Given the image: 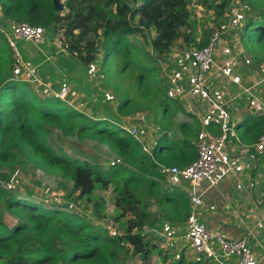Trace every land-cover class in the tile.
<instances>
[{
  "label": "trees",
  "instance_id": "trees-1",
  "mask_svg": "<svg viewBox=\"0 0 264 264\" xmlns=\"http://www.w3.org/2000/svg\"><path fill=\"white\" fill-rule=\"evenodd\" d=\"M59 1L63 5L60 12L54 9L52 0H0V181H8L17 166L24 165L70 184L68 197L73 202L93 203L96 209L103 202H96L94 192L111 188L113 220L126 219L125 230L111 236L105 228L84 217L57 206L22 200L15 192H4L0 184V208L16 220L10 227L0 218V264H118L120 255L129 249L133 256L147 262L158 246L145 230L159 228L153 225L149 204L137 187L144 181L154 187L157 182L153 178L165 179L157 171L158 165L182 169L195 161L197 148L188 138L190 133L201 131L180 124L182 138L168 136L166 131L175 127L173 119L182 109L169 96L165 85L157 86L162 82L157 77L172 49L203 48L212 29L202 24L199 36L196 20L191 19L188 9L191 0ZM236 1L244 9V0H195L213 14L216 22ZM247 3L249 16L244 15L237 34L242 42L247 39L264 50V0ZM21 23L60 33L66 54V59L61 56L60 61L74 69L82 67L87 73L96 64L101 74L114 67L111 74L122 76L133 68L134 83L123 90L116 116H87L72 108L68 98L61 101L41 94L28 83L14 79L12 42L8 36L12 26ZM220 24L213 27L219 28ZM151 30L155 36L150 40L146 35ZM136 35L142 37L143 44L133 40ZM258 63L251 56V64L258 67ZM150 77L153 79L149 81ZM110 81L106 78L107 84ZM132 94L138 99L134 100ZM141 107L159 117L165 131L151 154L122 128L118 119H132ZM243 123L257 129L259 136L264 116L250 117ZM52 128L81 142L90 140L106 145L123 159L122 164L104 169L99 163L67 155L51 142ZM27 195L31 197L30 193ZM179 195V202L187 201L185 195ZM163 197L174 201L173 194L165 193ZM158 254L162 264L209 262L204 256H189L184 251L173 260V256L170 258L161 250Z\"/></svg>",
  "mask_w": 264,
  "mask_h": 264
},
{
  "label": "rangeland",
  "instance_id": "rangeland-1",
  "mask_svg": "<svg viewBox=\"0 0 264 264\" xmlns=\"http://www.w3.org/2000/svg\"><path fill=\"white\" fill-rule=\"evenodd\" d=\"M243 2L245 3H243V6H245L243 12L246 18L249 16L246 10H248L250 7L247 3V0H244ZM188 9L192 14L191 19L196 20L197 32L199 36L201 34L202 24L207 25V28H212V26H217L216 24L221 23L220 25H222L224 23L223 16L218 22H216V20H214L213 14H211V12L205 7L197 5L195 0L190 1ZM12 29L13 26L11 30ZM182 31H184V29H182ZM154 36L155 33L153 30L149 31V33L146 35V37H148L150 40L153 39ZM231 36L229 37L231 38ZM234 36L238 37V42L232 40L230 43L231 49L234 51L245 49L253 57L254 61H258V64H264V50L260 45H253V43L247 39L246 41L242 42L238 35ZM44 38L46 41L39 47H34L29 42L25 41H15L14 45L21 54H23L24 51H27L26 54L28 56H36L35 53H40V51L48 52L50 56L49 62H47V64L44 66H39L40 72L37 70V73L41 81L46 84L48 88L54 90V87L52 86H56V81L60 78L59 71L56 69L57 67L55 65L57 59L60 58V54L57 52L59 49L63 48V45L61 38L58 37L57 34H53L51 30H45ZM133 40L136 43H144L140 35H136ZM227 47L229 48V46ZM188 49L189 48L172 49V56L170 57L172 63L177 65L185 64L184 68H187L185 60ZM29 51H32V53H28ZM101 57L102 54L98 55V60H101ZM163 63L161 66V73H159L157 77V80L159 78L162 80L161 83L157 84L159 87H163L164 85L167 87V85L164 84V81L166 80L163 79ZM253 67L255 68V66L251 64V67L249 68L251 75H254V79L251 80L250 83L253 81H260V79H262V76L260 74H256V68L254 69ZM90 70V88H88V90L90 89L89 92L87 93L86 91L76 88L78 84H81L78 81L79 77L77 75L78 80L74 81V89L72 90L71 87H69L67 91V98L69 99V95L72 96V98L69 99L70 103L68 104L75 110L83 112L90 117L104 116L106 113H109L112 117H115L120 101L119 98L121 97L123 90L127 89L130 83H134L133 74L135 70L133 68H129V71H126L122 76L111 74V72L114 70V67L103 70L101 74L99 65L93 64L90 67ZM46 73L49 75V78H46ZM65 73L69 75L71 72ZM61 75L63 76V74ZM130 76H132V79ZM106 78H110V84H107ZM152 79L153 77H150L148 80L150 81ZM59 81L62 82L63 79L60 78ZM31 88L39 91L37 88ZM168 90L170 91L169 88ZM253 95L259 98L263 104L262 106H259V108L264 109V83L260 86V88H258V90H256ZM132 97L134 100L138 99L137 95L132 94ZM138 109L139 111L134 114L132 119L119 116L118 118L120 119V125L128 133L133 128H135L136 139L150 138V134H153L151 136L152 140L157 141L162 136L163 132H165L163 129H161V120L157 116L150 115L151 112L149 108L143 109L141 107ZM250 109L255 111V104H253ZM144 125L150 127V130H143L141 127ZM199 132L189 134L188 139L195 146ZM179 134L182 136L181 133ZM154 137H156V139ZM50 140L56 148L61 149L67 155L79 160H87L92 163H99L104 169L111 167L110 163L114 158H121L110 151V149L102 143L90 140L81 142L74 136H63L61 132L53 128L50 129ZM224 151L226 154V148ZM3 172L7 171L4 170ZM157 180L159 181V184L156 183L157 186L154 187L149 186V184L144 181L139 185V187H137V191L142 195L144 200L148 202V210L154 220L153 225L159 228L158 230H153L154 227L146 228L152 236V243L155 244V246H158V248L153 252V254H151L147 262H143L139 257L133 256L129 249L128 253L120 255L118 264H162L161 258L158 254L159 250H161L163 254L167 253L170 258L173 256L171 260L176 258L181 251H184L186 255L196 256L191 252L184 240L186 218L187 215L191 213V209H189L187 201L184 203L179 202V205H177L174 201L169 202L166 200L163 197L165 195V189L161 186L166 178L164 180ZM0 184L4 192H15L22 200H32L46 206H57L69 213L84 217L92 224L100 225L105 228L111 236H114L115 234L121 235L125 230L124 222L126 219H122L119 222H115L113 220V217L115 216V210L113 207V194L111 188L108 190L97 189L94 192L96 202L100 201L99 199H101L103 202V206L102 203L98 202L101 205L96 209L93 203L87 204L83 200L73 202L72 198L68 197L70 184L65 185L59 178L45 175L40 171H36L24 165H18L16 171L11 174L10 179L8 181H0ZM176 192L179 191L176 190ZM28 193L31 194V197L27 195ZM185 199L187 200L186 197ZM96 210H98V214L96 213ZM0 218L10 227L16 223L15 218L10 216L2 208H0Z\"/></svg>",
  "mask_w": 264,
  "mask_h": 264
},
{
  "label": "crops",
  "instance_id": "crops-1",
  "mask_svg": "<svg viewBox=\"0 0 264 264\" xmlns=\"http://www.w3.org/2000/svg\"><path fill=\"white\" fill-rule=\"evenodd\" d=\"M57 36L62 38L60 33ZM229 36L231 35L226 36L224 41L227 51L218 54L217 64L231 61L233 55H235L230 44L233 37L231 36V39ZM45 41L46 39L44 38ZM171 52L163 63V79L166 80L164 84L170 89L169 94L171 96H169L178 102L182 110L173 119L175 127H171L172 129L166 131L168 136L175 134L182 138L179 134L178 126L180 124H188L191 127L200 128L199 130H205L210 136L215 137L220 134L219 124L217 123L219 118L218 109L230 113L232 132L226 144V156L231 166V172L226 179H223L214 188L209 189L204 182L193 188L202 201L201 205L196 208L198 219L211 231L224 234L228 238L238 239L247 236L250 250L258 264H264V152L259 154L254 150V144L259 137L257 129L250 128L243 123L250 117L264 116V109L259 108V106L255 105V111L250 109L253 106V102L245 93V91H249L253 95L263 84H260L259 81L250 83L254 79V75H251L249 70L251 63L246 66L232 67L230 78H222L220 80L219 76L218 79L220 81H215L214 78L210 80L207 89L209 96L208 98H203L197 93L190 92L194 78V68L188 63L187 59L185 60L187 68H184L185 64H173L170 58L172 56ZM242 52L244 57L251 58L244 50ZM26 53L27 51H24L22 54L25 62L35 66L38 72H40L39 66H44L50 60L47 51L35 53L36 56H28ZM28 53H32V51ZM57 53L60 54L59 57L63 56V59H66L63 48L59 49ZM240 60L241 58H239ZM55 65L63 81L60 82L59 78L56 81V86H52L54 90L62 86H66L68 89L71 87L73 90L75 87L74 81L78 80V75V81L81 84H78L76 88L89 92L90 69L87 73H84L82 67L74 69L66 63H61L60 58L57 59ZM65 72L71 73L67 75ZM45 76L49 78L47 73ZM71 98L72 96L69 95V99ZM141 128L150 130L147 125ZM152 135L150 134V138L137 139L145 146L149 154H151L153 147L158 141L152 140ZM154 138L156 139V137ZM168 170V168L161 165L157 166V171L166 178L161 185L165 189L164 192L173 194L174 202L177 205H179L181 200L179 194L185 195L189 209H191L187 194L192 189V186L181 176L170 175ZM153 179L158 184L159 181L157 179L164 180L161 177ZM176 190L179 192H176ZM204 259L207 258L204 256ZM208 260L209 262L205 264H220L213 260ZM222 263H224L223 260Z\"/></svg>",
  "mask_w": 264,
  "mask_h": 264
},
{
  "label": "built area",
  "instance_id": "built-area-1",
  "mask_svg": "<svg viewBox=\"0 0 264 264\" xmlns=\"http://www.w3.org/2000/svg\"><path fill=\"white\" fill-rule=\"evenodd\" d=\"M243 15V7L236 1L223 15L224 23L219 28L212 26L208 44L200 49L191 47L187 50L186 59L194 68V78L190 92L197 93L203 98H208L207 89L212 78L215 81H220L222 78L228 79L231 77L232 67L246 66L251 63V58L244 57L241 49L234 51L235 55H233L231 61L221 62L220 64L216 62L218 54L227 51L224 44L226 36L231 34L233 40L238 42V37L234 35H238L237 33L243 23ZM44 33L45 30L42 27L32 26L27 23L13 26L8 37L12 42L14 79L26 82L31 87L39 89L41 94L66 101L68 88L66 86H62L58 90L48 88L38 77L36 67L26 63L22 54L14 45L15 41H25L34 47H39L44 43ZM239 58H241L240 61ZM255 72L262 76L259 83L263 84L264 64L256 67ZM245 93H247L253 104L257 106L263 105L259 98L253 96L251 92L245 91ZM218 110L219 118L217 123L219 124L220 134L212 137L205 130H201L197 135L196 141L197 159L182 169L172 167L168 170L170 175H179L192 186V189L187 194L191 205V213L188 214L186 219L184 240L195 255H203L205 258L220 264H258L250 250L247 236L238 239L228 238L224 234L211 231L197 216L196 208L201 205L202 201L193 188L203 182L207 184L209 189L214 188L223 179H226L231 172V166L224 151L229 139V133L232 132L230 113L222 109ZM129 134L136 139L135 128ZM254 150L259 154L264 152V128L254 144ZM119 164H122V159L114 158L110 166ZM222 260L224 263H222Z\"/></svg>",
  "mask_w": 264,
  "mask_h": 264
},
{
  "label": "water",
  "instance_id": "water-1",
  "mask_svg": "<svg viewBox=\"0 0 264 264\" xmlns=\"http://www.w3.org/2000/svg\"><path fill=\"white\" fill-rule=\"evenodd\" d=\"M53 7L56 11L60 12L63 10V5L59 0H52Z\"/></svg>",
  "mask_w": 264,
  "mask_h": 264
}]
</instances>
